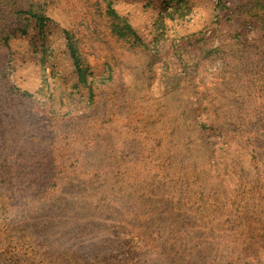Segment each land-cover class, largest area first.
<instances>
[{"label":"rangeland","instance_id":"374dc122","mask_svg":"<svg viewBox=\"0 0 264 264\" xmlns=\"http://www.w3.org/2000/svg\"><path fill=\"white\" fill-rule=\"evenodd\" d=\"M0 264H264V0H0Z\"/></svg>","mask_w":264,"mask_h":264},{"label":"trees","instance_id":"16d2710c","mask_svg":"<svg viewBox=\"0 0 264 264\" xmlns=\"http://www.w3.org/2000/svg\"><path fill=\"white\" fill-rule=\"evenodd\" d=\"M127 28L131 29V28L129 27L128 24H127ZM64 33H65L66 38H67L68 32H67L66 30H64ZM127 33L129 34L130 32H127ZM126 35H127V34H126ZM134 38H136L135 33H134ZM67 45H68V48H69L70 54H71V56L74 58V61H75V60H76V59H75V53H74V50H73V48H72V46H71V44L69 43L68 40H67Z\"/></svg>","mask_w":264,"mask_h":264}]
</instances>
